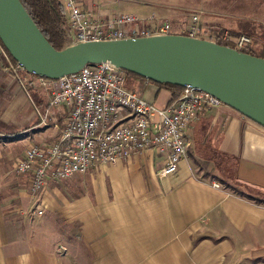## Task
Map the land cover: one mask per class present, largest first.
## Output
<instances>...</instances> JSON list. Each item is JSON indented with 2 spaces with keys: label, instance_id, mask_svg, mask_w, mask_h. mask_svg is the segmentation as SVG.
Segmentation results:
<instances>
[{
  "label": "crops",
  "instance_id": "1",
  "mask_svg": "<svg viewBox=\"0 0 264 264\" xmlns=\"http://www.w3.org/2000/svg\"><path fill=\"white\" fill-rule=\"evenodd\" d=\"M77 1L92 14L111 13L98 0ZM213 15L222 19L212 26L238 31L225 20L233 15ZM132 87L156 107L174 99L152 83L132 80ZM31 98L43 108L47 95L37 87ZM37 119L17 82L0 71V138H7L0 142V264H264L261 126L223 105L192 123L188 159L173 176L159 177L165 156L148 151L34 195L13 166L29 146L55 139ZM227 177L240 192L223 184Z\"/></svg>",
  "mask_w": 264,
  "mask_h": 264
},
{
  "label": "built area",
  "instance_id": "2",
  "mask_svg": "<svg viewBox=\"0 0 264 264\" xmlns=\"http://www.w3.org/2000/svg\"><path fill=\"white\" fill-rule=\"evenodd\" d=\"M60 4V29L67 46L170 34L231 44L227 47L240 52L252 45L245 34L234 36L217 27L203 28L199 25L202 12L174 30L170 23L157 22L153 14L145 19L134 14L95 15L77 0H60ZM0 71L16 81L32 102L39 126L57 132L54 140L29 146L13 166L18 175L28 177L29 191L34 195L50 182L64 183L97 165H116L148 151L165 156L158 176H173L179 164L188 159L191 143L187 132L192 123L223 106L205 92L182 88L169 104L156 107L128 87L126 71L109 63L86 66L56 80L35 76L18 65L1 44ZM37 87L47 95L43 110L31 98Z\"/></svg>",
  "mask_w": 264,
  "mask_h": 264
},
{
  "label": "water",
  "instance_id": "3",
  "mask_svg": "<svg viewBox=\"0 0 264 264\" xmlns=\"http://www.w3.org/2000/svg\"><path fill=\"white\" fill-rule=\"evenodd\" d=\"M0 44L27 73L56 80L109 63L155 84L193 88L264 128V59L170 34L54 49L19 0H0Z\"/></svg>",
  "mask_w": 264,
  "mask_h": 264
},
{
  "label": "rangeland",
  "instance_id": "4",
  "mask_svg": "<svg viewBox=\"0 0 264 264\" xmlns=\"http://www.w3.org/2000/svg\"><path fill=\"white\" fill-rule=\"evenodd\" d=\"M156 2L157 6H145L147 0H98L99 4L108 10L109 14H134L139 18L145 19L150 15H154L157 22L170 23L174 30L183 28L188 24L189 20L194 15H199V25L210 30L215 27L212 26L215 19H222L218 16H211L212 13L221 15H233L226 17L225 20L231 21L238 25V31L235 33L245 34L252 39V49L255 52L260 50L262 45V34H264V6L260 5V0H152ZM60 2V0H59ZM258 3V5H257ZM256 4V5H254ZM114 16V15H110ZM224 19V18H223ZM252 28V29H251ZM228 30L229 32L231 30ZM65 47L67 46L64 42ZM132 80L130 79L128 87H132ZM43 110V108H40ZM38 118V117H37ZM38 120V119H37ZM39 122V121H38ZM46 122H48V117ZM43 129V128H42ZM46 130V129H43ZM223 182L231 189L240 192L239 187L234 181Z\"/></svg>",
  "mask_w": 264,
  "mask_h": 264
},
{
  "label": "trees",
  "instance_id": "5",
  "mask_svg": "<svg viewBox=\"0 0 264 264\" xmlns=\"http://www.w3.org/2000/svg\"><path fill=\"white\" fill-rule=\"evenodd\" d=\"M26 12L33 20L39 31L45 37V39L49 42V44L56 50H61L65 47L64 38L62 35V31L60 29L61 25V16H62V7L59 0H19ZM252 29V28H251ZM236 36L239 35L237 33H231ZM248 35V34H247ZM262 45L258 52H255L252 47H248L242 52L246 54H250L252 56H256L264 59V34H262ZM222 46H230L231 44L217 42ZM128 81L130 79L145 81L148 83L155 84L149 80H146L140 76L131 74L127 72ZM159 87L167 88L172 91L174 99L178 97L182 88L168 85V84H155ZM7 138H0L1 141H6Z\"/></svg>",
  "mask_w": 264,
  "mask_h": 264
}]
</instances>
